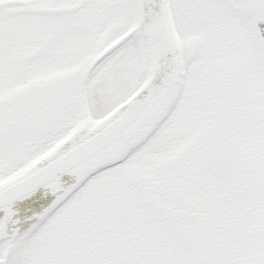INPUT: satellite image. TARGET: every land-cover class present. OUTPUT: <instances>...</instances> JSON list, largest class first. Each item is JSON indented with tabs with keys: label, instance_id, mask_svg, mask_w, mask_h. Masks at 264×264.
Instances as JSON below:
<instances>
[{
	"label": "snow or ice",
	"instance_id": "6c2138e0",
	"mask_svg": "<svg viewBox=\"0 0 264 264\" xmlns=\"http://www.w3.org/2000/svg\"><path fill=\"white\" fill-rule=\"evenodd\" d=\"M0 264H264V0H0Z\"/></svg>",
	"mask_w": 264,
	"mask_h": 264
}]
</instances>
